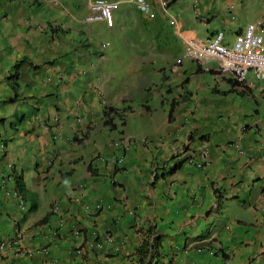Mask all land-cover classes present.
I'll return each instance as SVG.
<instances>
[{
    "label": "crops",
    "instance_id": "obj_1",
    "mask_svg": "<svg viewBox=\"0 0 264 264\" xmlns=\"http://www.w3.org/2000/svg\"><path fill=\"white\" fill-rule=\"evenodd\" d=\"M94 1L0 0V264H138L150 228L157 264H264V84L182 59L250 24L264 39V0H102L112 27L84 23ZM13 173L35 210L5 196ZM205 234L227 260L193 249Z\"/></svg>",
    "mask_w": 264,
    "mask_h": 264
},
{
    "label": "built area",
    "instance_id": "obj_2",
    "mask_svg": "<svg viewBox=\"0 0 264 264\" xmlns=\"http://www.w3.org/2000/svg\"><path fill=\"white\" fill-rule=\"evenodd\" d=\"M134 3L137 10L142 14L146 15L150 13V6L146 0H134ZM114 7L113 4L106 1H94L89 6V13L84 18V23H105L108 27H112V12ZM261 28V23L248 25L243 34L236 36L230 47L223 44L222 32L217 33L212 39L204 43L191 40L187 44V49L182 59L197 64L203 71H209V63L215 62L219 73L230 75L237 84L245 88H253L254 86L248 80L249 74H251L255 81L264 84V39L257 32ZM131 145L130 142L125 140L112 143V148L117 152V155L114 157L115 165L122 164L124 153L130 149ZM204 157L203 153H199L195 157H190L187 160V164L198 169H203ZM7 180L12 181V178L8 177ZM5 196L16 203L19 211L26 210V202L14 188L5 191ZM74 201L78 202V199L75 198ZM5 246V243L0 244V252L5 249ZM95 246L96 248H101V244H96ZM205 248L206 250L208 249L207 247ZM207 251V254L210 256L214 254L212 250ZM196 252L199 253L200 251Z\"/></svg>",
    "mask_w": 264,
    "mask_h": 264
},
{
    "label": "trees",
    "instance_id": "obj_3",
    "mask_svg": "<svg viewBox=\"0 0 264 264\" xmlns=\"http://www.w3.org/2000/svg\"><path fill=\"white\" fill-rule=\"evenodd\" d=\"M22 62L16 64L10 71L9 76L6 79L7 84L11 87L14 93L18 90V78H19V69ZM171 112V111H170ZM180 164L175 165L172 169H177ZM12 182L14 185V189L19 193V195L25 200L28 210L33 211L36 209V201L35 197L26 189L23 178L20 174L13 173L11 175ZM30 205V207H29ZM145 237H143L141 244L135 251V255L138 259V264H152L154 260H157L156 258L159 257V248L161 244V238L160 236H155L152 233L151 228L148 229L146 232ZM209 235L205 234L202 236H199L195 238L194 240L198 243L194 244L193 249L195 251H200L199 253H206L207 250L214 251V254L211 255L212 257H215L219 255L223 260H227L228 256H226L221 250H218L212 246L213 240H208ZM207 247L208 249L206 250ZM157 264V262L153 263Z\"/></svg>",
    "mask_w": 264,
    "mask_h": 264
},
{
    "label": "rangeland",
    "instance_id": "obj_4",
    "mask_svg": "<svg viewBox=\"0 0 264 264\" xmlns=\"http://www.w3.org/2000/svg\"><path fill=\"white\" fill-rule=\"evenodd\" d=\"M113 13V12H112ZM128 16V15H127ZM122 26H123V30H124V32L122 33V35H120V36H122V37H124L125 38V41H126V43H127V45H128V47L130 46L129 44L130 43H132V41H133V38L131 37V31H130V29L131 28H129L130 27V23L127 21V19L126 20H124L123 22H122ZM164 26H165V30H164V32H170V34H171V28L170 29H168V27H167V25H166V23L164 24ZM121 38V37H120ZM173 46H172V51L173 52H176L178 55H180L181 54V48L179 47V45L178 44H176L174 41L171 43ZM130 50V49H129ZM131 51V50H130Z\"/></svg>",
    "mask_w": 264,
    "mask_h": 264
},
{
    "label": "clouds",
    "instance_id": "obj_5",
    "mask_svg": "<svg viewBox=\"0 0 264 264\" xmlns=\"http://www.w3.org/2000/svg\"><path fill=\"white\" fill-rule=\"evenodd\" d=\"M53 4H55V5H57V2L56 1H53ZM219 33V32H218ZM184 54V53H183ZM183 56V55H182ZM200 69H201V67H200ZM204 72H206V71H204ZM239 85V84H238ZM189 158H187V160H188ZM187 160H186V163H187ZM210 256V255H209Z\"/></svg>",
    "mask_w": 264,
    "mask_h": 264
}]
</instances>
